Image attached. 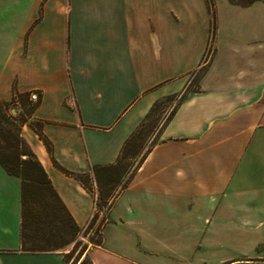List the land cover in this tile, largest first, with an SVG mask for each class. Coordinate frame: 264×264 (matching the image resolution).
I'll return each mask as SVG.
<instances>
[{
    "label": "crops",
    "instance_id": "crops-1",
    "mask_svg": "<svg viewBox=\"0 0 264 264\" xmlns=\"http://www.w3.org/2000/svg\"><path fill=\"white\" fill-rule=\"evenodd\" d=\"M201 67L137 168L99 182ZM33 89L52 152L28 124L33 150L76 223L102 220L92 264H264V0H0V98ZM21 184L0 162V264H66L74 241L23 249Z\"/></svg>",
    "mask_w": 264,
    "mask_h": 264
},
{
    "label": "trees",
    "instance_id": "trees-1",
    "mask_svg": "<svg viewBox=\"0 0 264 264\" xmlns=\"http://www.w3.org/2000/svg\"><path fill=\"white\" fill-rule=\"evenodd\" d=\"M210 2L212 3V1ZM177 95L178 93L169 94L155 101L145 119L125 142L117 164L95 166V173L99 182L101 178L99 172L102 169H113V173L104 174L103 178L105 177L106 181L115 179L117 175H122L118 168L121 165L129 166V164L125 165L124 160L129 158L133 153V147H136L138 139L142 134V128L148 125V120L151 115L160 108L161 102L164 99H171ZM22 97H28V93L22 95ZM185 97L184 94H181L179 100L169 111L163 125L175 114ZM13 102H15V99L6 101L0 98V162L9 173L21 177V237L23 249L49 251L61 248L74 241L73 248L65 255L71 254L81 242L78 239V235L82 228L74 220L36 152L23 137L21 132L23 125L28 123L43 139L50 152H52L51 141L43 133L42 123L40 121L36 120L37 124L33 121L27 122L31 114L18 116L10 112L9 106ZM34 108L35 105H33ZM136 155L134 156L136 157ZM145 155L138 161L135 169ZM123 173H125V170ZM77 176L85 186L89 187L86 181V174H77ZM103 204L105 203L101 205ZM97 217L98 214L96 213L87 227H93ZM97 230L99 231L100 239L93 242L101 244L102 222L98 224ZM87 248L88 243H85L79 257L86 252ZM79 259L81 260V258Z\"/></svg>",
    "mask_w": 264,
    "mask_h": 264
},
{
    "label": "rangeland",
    "instance_id": "rangeland-1",
    "mask_svg": "<svg viewBox=\"0 0 264 264\" xmlns=\"http://www.w3.org/2000/svg\"><path fill=\"white\" fill-rule=\"evenodd\" d=\"M208 58V57H207ZM206 58V60H207ZM204 67H201L197 72L193 73V75H191V83L188 85V87L185 89V91L183 93H178L177 96L171 98V99H164L163 102H161L160 108L154 112L150 119L148 120V125H146V127L142 128V134L138 139V142L136 144V147H133V153L131 154V156L133 157H129L126 160H124L125 165L129 164V166H124L121 165L120 168H118V170H120V174H124L123 171L125 170V177L127 178L129 174H131L132 171H134L135 166L137 165L138 161L141 159V157L146 154V152L148 151V149L159 140V133L162 129V127L165 125H163L169 111L172 109V107L174 106V104L179 100L181 94H184L185 96L188 94V92L191 89H195L197 87V83H198V78L199 76L202 74ZM19 97V102H13L12 104H10L9 106V110L11 113L17 114L18 116H27L28 114L31 116L28 117V121L27 122H35L36 120L34 118H32V113H33V105L36 106L35 103H33V101L30 100V98L28 97H21L20 95ZM4 123V122H3ZM27 126L25 127L24 125ZM23 125V128L21 130L23 137L29 142V144L32 147V136H34L33 131H31L28 128V123H25ZM38 146V145H37ZM39 147V146H38ZM135 154L136 157L134 156ZM129 173V174H128ZM128 174V175H127ZM105 191L107 192L109 189V184L106 185V187L104 188ZM102 203H104V201H100V204L98 205V207H102ZM104 208V207H102ZM102 222V220L100 221H96V223L94 224L93 227H83L82 230L80 231L79 235H78V239L81 240V242L79 243V245L76 247V249L73 251V253L71 254H67L65 255V259H66V264H92V260L91 257L89 255V253L86 252L80 256L81 251L83 250V245L85 243H88V247L89 246H93L94 243L93 241H98L100 239V235H99V231L97 230V226L98 224ZM86 233V234H85ZM92 238V239H91ZM79 258H81V261ZM80 260V261H79Z\"/></svg>",
    "mask_w": 264,
    "mask_h": 264
},
{
    "label": "built area",
    "instance_id": "built-area-1",
    "mask_svg": "<svg viewBox=\"0 0 264 264\" xmlns=\"http://www.w3.org/2000/svg\"><path fill=\"white\" fill-rule=\"evenodd\" d=\"M29 97H30V100L36 104L37 102H39V100L41 98V91H39L37 89H33L29 92Z\"/></svg>",
    "mask_w": 264,
    "mask_h": 264
}]
</instances>
